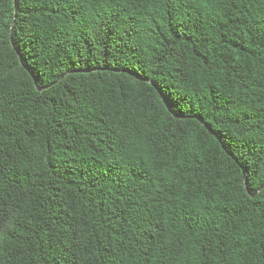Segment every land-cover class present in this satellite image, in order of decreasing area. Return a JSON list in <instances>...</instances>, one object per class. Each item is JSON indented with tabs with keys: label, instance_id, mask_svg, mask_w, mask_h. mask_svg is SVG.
Instances as JSON below:
<instances>
[{
	"label": "trees",
	"instance_id": "16d2710c",
	"mask_svg": "<svg viewBox=\"0 0 264 264\" xmlns=\"http://www.w3.org/2000/svg\"><path fill=\"white\" fill-rule=\"evenodd\" d=\"M0 264H264V0H0Z\"/></svg>",
	"mask_w": 264,
	"mask_h": 264
}]
</instances>
